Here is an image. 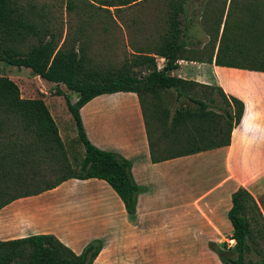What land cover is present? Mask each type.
Listing matches in <instances>:
<instances>
[{"label": "trees", "instance_id": "obj_1", "mask_svg": "<svg viewBox=\"0 0 264 264\" xmlns=\"http://www.w3.org/2000/svg\"><path fill=\"white\" fill-rule=\"evenodd\" d=\"M94 1L119 8L138 0ZM189 1L166 0L165 27L158 43L153 44L150 51L137 50L130 65L112 73L89 69L86 48H63L53 34H49L48 39L41 38L25 52L10 46L9 41L26 34L37 36L39 29H34L26 14L18 12L12 0H0V61L28 68L34 75L55 84V92L63 95L83 146L81 161L74 167L68 161L58 126L44 100L22 97L12 79L0 76V209L18 198L53 189L71 178H97L114 190L128 214L136 212L139 186L132 174L131 160L117 151L98 148L89 141L84 130L80 108L103 93L130 91L137 94L153 163L230 144V133L240 122L243 102L231 95L227 97L220 86H208L226 103L219 113L210 108L209 103H215L212 96L206 99L193 91L198 83L173 76L172 70L180 59H204L216 65L264 72L263 30L252 38L256 40L260 35L263 41H257L258 45L253 42L250 46L256 47L250 50L224 42L226 29H264V0H230L226 14V0H223L222 10L212 19V25L207 22L206 27L213 31V41L220 29L222 33L216 56L212 51L206 58L186 54L189 50L187 29L192 21L186 9ZM239 5L246 9L247 18L232 17L231 9ZM221 52L246 60H223L219 58ZM156 56L164 59L160 69L156 67ZM132 67H139L140 75ZM60 84L76 93L75 101L60 90ZM171 98L180 103L173 106ZM45 168L55 175H48ZM230 198L227 217L234 244L228 246L222 242V246L227 247L222 261L249 264L245 256L255 243L252 226L255 216L261 219L263 216L256 199L245 187L239 186ZM102 246V240L96 238L80 253H75L52 233L32 234L0 240V264H92ZM256 251L262 255L260 264H264V253Z\"/></svg>", "mask_w": 264, "mask_h": 264}, {"label": "rangeland", "instance_id": "obj_2", "mask_svg": "<svg viewBox=\"0 0 264 264\" xmlns=\"http://www.w3.org/2000/svg\"><path fill=\"white\" fill-rule=\"evenodd\" d=\"M12 1L18 12L27 15L28 21L34 25V29H39V34L36 36L29 33L22 38L9 41L10 46L25 52L32 45L37 44L41 38L48 39V35L53 34L55 41L63 48L70 46L86 48V55L89 58L87 67L100 72L115 73L117 70L130 65L137 50L150 51L158 43L165 27L166 0H138L119 8L100 5L94 0ZM229 1L226 0L224 14L227 13ZM222 3L223 0H190L188 2L186 9L192 21L190 29H187L186 40L189 49L186 52L187 56L206 58L212 51L214 57L216 56L222 29H220L216 40L213 41V31L206 26L207 22L212 25V19L220 14L223 7ZM231 11L234 19H244L248 16L243 5L233 7ZM262 30L264 31V29H226L224 42H231L232 45H239L250 50V47H256L255 45L250 46L253 42L258 45L257 41H263V36L260 35L257 36L256 40L252 39L257 32ZM250 38L251 40H249ZM219 58L235 61H238V59L246 60L245 57L241 58V56L230 57L224 52L219 54ZM155 59L157 65L164 64V59L162 60L161 57L156 56ZM132 69L137 75H140L139 67H132ZM3 75L8 76L18 85L23 97L46 95L49 98L56 94L54 83L35 76L28 68L8 65L0 61V76ZM218 79L225 89L235 90L237 93L239 91L233 85H248V89L255 98L258 96V91H264V72L242 71L235 68L225 69L220 71ZM59 88L72 101L76 100V93L68 90L65 85L60 84ZM193 91H197L198 96H204L206 99L212 96L215 103H209L210 108L219 113H222V109L226 107V103L216 90L206 89L200 91L194 89ZM171 102H173V106L180 103V101L174 102V98H171ZM59 107H54L52 117L58 126L68 161L74 167H78L83 156V146L78 139L75 122L66 106ZM214 160V151L170 159L166 166L171 171L172 184L168 186L169 191L165 200L172 203L171 206L176 205L175 208L179 207L178 203H180V206L184 203L185 206L191 204L193 207H197V204L201 202L210 201L215 193L223 188L225 183L221 161L216 160L213 162ZM208 161L213 163H206ZM250 168H246L245 173L240 172L241 175L236 170L234 177L230 178L231 183L217 193L215 205L219 212L230 205L231 189L245 179L246 173L249 174L243 185L256 199L263 218L255 216V223L252 226L255 243L252 244V249L246 254L245 259L249 264H260L262 255L256 249L264 253V163H257V166ZM249 169L250 171H248ZM45 170L48 169L45 168ZM180 170L183 171L184 175L181 176ZM47 172L50 176L55 175L51 174L50 171ZM75 182L78 185L75 184L74 188L80 189V187H83L82 182ZM94 185L85 186L88 188ZM209 190H211L209 194L199 198L201 194ZM59 191L61 189L48 191L47 193L51 194L46 195L44 198L56 201L54 204L63 206L68 199H65L66 193ZM77 195H79V200L83 199L80 190ZM27 199L25 198L24 201H27ZM86 212H89V210ZM179 212L180 210L169 207V214ZM182 213L180 212L179 215ZM18 215L21 219L23 211L20 210ZM230 237L231 233L220 235L218 240H208L203 236H195L194 234L190 238L182 236L169 241H154L151 239L144 243L146 250L142 255L122 258L117 255L116 262L118 263L121 260V264L132 261L136 264H224L222 256L227 251V247L222 246V242H226L228 246L233 245L234 240ZM104 260V253L102 252L100 264H104Z\"/></svg>", "mask_w": 264, "mask_h": 264}, {"label": "crops", "instance_id": "obj_3", "mask_svg": "<svg viewBox=\"0 0 264 264\" xmlns=\"http://www.w3.org/2000/svg\"><path fill=\"white\" fill-rule=\"evenodd\" d=\"M201 60L203 61L178 60L172 75L198 83L195 88L200 91L208 89V86H220L227 97L229 95L236 97L244 104L240 122L230 133L229 145L193 154L215 152L213 162L221 161L225 175L224 188L231 183L230 178L234 177L236 170L239 174L245 173L246 168H254L257 163H264V91H258L255 98L248 85H233L239 93L227 90L219 81L218 75L221 70L235 67ZM161 64H156L157 69L164 65ZM21 96L23 97L22 94ZM40 98L44 100L51 115L54 107L66 106L63 95L55 94L49 98L41 95ZM80 115L87 138L92 144L103 150L117 151L131 160L132 174L139 186L136 212L128 214L118 195L104 180L71 178L53 189L27 196L32 197L30 199L18 198L2 207L0 240L52 233L75 253H80L88 242L99 238L103 246L92 264L101 263L102 252L104 264H121V260L116 262L117 255L119 258L142 255L146 250L144 243L151 239L169 241L182 236L190 238L194 234L208 240H218L220 235L230 233L232 235V226L227 217L231 204L221 212L215 205L217 193L223 188L218 190L210 201L201 202L197 207L191 204L185 206L184 203V206H180L178 203L179 207L175 208L176 205L171 206L172 203L165 200L169 191L168 186L172 184L171 171L166 166L170 159L151 162L143 115L136 93L118 91L97 95L80 108ZM180 171L181 176L184 175L183 171ZM248 175L246 173L244 178L246 179ZM244 180L231 189L230 195L239 186L245 187ZM75 181L82 182L83 187L74 188L77 184ZM89 184L95 185L87 188L85 185ZM54 189H61L59 192L66 193L65 199L68 201L65 205L54 204L56 201L44 198L51 194L47 193L48 191ZM79 190L80 194L82 193L81 200L77 195ZM211 190L204 192L199 198L209 194ZM25 198L27 201H24ZM169 207L183 213L169 214ZM20 210L23 211V219L18 215ZM87 210L89 212H86Z\"/></svg>", "mask_w": 264, "mask_h": 264}]
</instances>
